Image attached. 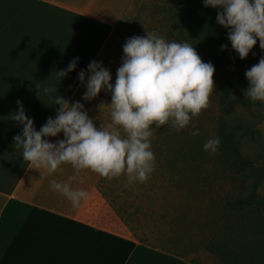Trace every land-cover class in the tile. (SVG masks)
<instances>
[{"label": "crops", "instance_id": "obj_1", "mask_svg": "<svg viewBox=\"0 0 264 264\" xmlns=\"http://www.w3.org/2000/svg\"><path fill=\"white\" fill-rule=\"evenodd\" d=\"M130 1L0 0V264H248L244 255L258 258L259 242L241 252L246 242L217 241L231 250L227 257L209 248L187 257L142 242L99 191L101 176L77 174L70 164L49 175L25 162L15 146L22 134L11 119L17 101L37 130L55 118L54 98L71 102L82 84L78 73L98 58ZM76 57V70L58 82L56 73ZM49 87L57 91L45 94ZM53 179L90 198L73 207L51 189Z\"/></svg>", "mask_w": 264, "mask_h": 264}, {"label": "clouds", "instance_id": "obj_2", "mask_svg": "<svg viewBox=\"0 0 264 264\" xmlns=\"http://www.w3.org/2000/svg\"><path fill=\"white\" fill-rule=\"evenodd\" d=\"M205 7L217 10L216 22L228 30L232 50L246 60L257 45L264 52V0H203ZM227 45H221L227 50ZM122 63L112 73L102 62L92 60L80 70L84 101H91L102 91L111 94L110 122L97 127L84 105L69 102L59 94L55 118L49 117L39 130L26 114L22 101L11 119L22 125V134L14 137L25 162L49 175L70 164L79 174L89 170L108 180L124 176L129 184L145 183L156 169L152 150L155 129L170 127L177 132L191 126V135H199L193 119L209 107L214 89L215 67L204 62L189 42L166 40L156 32L133 36L123 45ZM79 58L56 73L58 82L77 68ZM248 87L241 89L253 104L264 102V55L245 71ZM45 88V94L56 92ZM56 143L49 137H59ZM221 140L211 137L203 144L210 155L219 151ZM50 187L79 207L90 193L75 189L68 182L50 181Z\"/></svg>", "mask_w": 264, "mask_h": 264}, {"label": "trees", "instance_id": "obj_3", "mask_svg": "<svg viewBox=\"0 0 264 264\" xmlns=\"http://www.w3.org/2000/svg\"><path fill=\"white\" fill-rule=\"evenodd\" d=\"M131 4L136 7L137 13L134 17L116 22L112 37L96 61L110 69L114 84L126 40L133 36H146V32H156L169 41L189 42L204 62L214 65L213 80L219 91L214 137L218 136L221 140L216 155L221 162L233 165L234 179L240 184L239 195L232 199L234 202L230 206L252 219L248 224L250 230H246L251 231V239H244L247 237L243 234L245 231L238 229L237 232L241 234L235 240H245L247 243L246 248L239 249L241 252L253 250L251 244L259 242L258 258L252 261L248 257L247 260L248 264H264V196L258 195L261 177H258L257 162H249L240 143L244 132L248 130L250 134L256 135L257 130L237 115L238 108L253 110L258 105L243 95L241 89L248 86L237 83L244 76L242 66L253 61V57L249 55L246 60L239 58L227 38L228 30L216 22L217 10L205 7L203 0H132ZM221 45H227V50H222ZM84 92L82 83L71 102L82 103L97 127L107 125L110 122L107 105L111 103V94L102 91L95 99L84 101ZM193 123L198 128V117L193 119ZM191 130V126L179 132L167 126L154 130L151 140L156 169L147 182L129 184L124 176L112 180L104 177L99 179V191L142 242L147 240L138 238L137 231L146 228L152 234L161 226L182 221L186 209L199 194L201 185L204 193L211 196L214 176L204 165L207 157L205 151L200 149L201 134L193 136ZM247 179H252V182H247ZM169 242L170 239L162 244ZM162 244L156 248L181 255ZM211 246L212 242L208 248L217 250L216 254L224 257L231 251L227 246L218 248L216 244V249Z\"/></svg>", "mask_w": 264, "mask_h": 264}, {"label": "rangeland", "instance_id": "obj_4", "mask_svg": "<svg viewBox=\"0 0 264 264\" xmlns=\"http://www.w3.org/2000/svg\"><path fill=\"white\" fill-rule=\"evenodd\" d=\"M131 3L132 0L124 15L119 19L120 21L134 17L137 13L136 7L134 8ZM253 51L249 55L254 60L248 61L242 66L241 72H243L244 76H242L241 81L239 78L237 82L246 87L248 86V81L245 77V71L257 64L261 55H264V52L259 47V41H257ZM218 92V86L214 83L209 107L198 116V129L199 134H201L199 136V145L201 144L200 149L202 151H204L202 145L206 140L214 137L215 113L218 110ZM257 104L253 110L238 108L237 115L244 118L248 124L257 130L256 135L250 134L248 130L244 132L240 137L242 140L240 143L249 162L254 163L256 161L258 164V177H261L258 195L264 196V102L257 101ZM205 153L207 158L204 165L209 168L214 176L212 191L210 192L211 196L204 193L201 185L199 194L191 202L190 207L186 209V215L182 221L170 226H161L156 233L152 234L148 229L144 228L137 231L136 236L138 238H145L147 240L145 243L153 247H160L162 242L170 239L169 244L163 243L162 245L166 244L165 247L187 257H194L206 251L209 252L208 246L211 244V240H214L211 248L216 249V241L218 240H235L239 238L238 235L241 233L237 232L238 229L245 231L243 234L247 235V237H244V239H251V231L246 230H250V225L248 224L251 223L252 219L249 216L239 214L238 211H234L230 206L239 195L238 186L240 185L234 179L235 171L233 165L228 162H221L216 154L210 155L206 151ZM247 182H252V179H247ZM238 242L239 244L242 242L241 246L245 245V240H238ZM217 246H219L218 248L224 247L221 244H217ZM247 258L245 255L243 256L245 262L248 261Z\"/></svg>", "mask_w": 264, "mask_h": 264}]
</instances>
